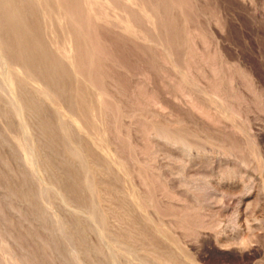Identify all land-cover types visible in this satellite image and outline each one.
<instances>
[{
	"label": "rangeland",
	"instance_id": "obj_1",
	"mask_svg": "<svg viewBox=\"0 0 264 264\" xmlns=\"http://www.w3.org/2000/svg\"><path fill=\"white\" fill-rule=\"evenodd\" d=\"M3 43L0 264H264V0H0Z\"/></svg>",
	"mask_w": 264,
	"mask_h": 264
},
{
	"label": "bare ground",
	"instance_id": "obj_2",
	"mask_svg": "<svg viewBox=\"0 0 264 264\" xmlns=\"http://www.w3.org/2000/svg\"><path fill=\"white\" fill-rule=\"evenodd\" d=\"M127 2V1H126ZM124 3V2H123ZM46 4V3H45ZM95 4V3H94ZM113 4V3H112ZM125 4V3H124ZM41 5V4H40ZM89 5V4H88ZM123 5V4H122ZM125 6H126V4H125ZM33 7V6H32ZM86 7V6H85ZM88 7V6H87ZM94 7V6H93ZM114 7V6H113ZM4 9V8H3ZM90 9V8H89ZM94 9V8H93ZM95 9H97V8H95ZM41 10V9H40ZM25 11V10H24ZM84 11H86V9L84 10ZM15 13H16V11H14ZM75 12V11H74ZM43 13V12H42ZM70 13V12H69ZM80 13V12H79ZM101 13V12H100ZM45 14V13H44ZM81 14V13H80ZM83 14V13H82ZM99 14V13H98ZM31 15V14H30ZM46 16V15H45ZM77 16H79V15H77ZM105 16V15H104ZM74 17V16H73ZM76 17V16H75ZM83 17V16H82ZM63 18H64V16H63ZM7 19V18H6ZM35 19V18H34ZM60 19V18H59ZM79 19V18H78ZM19 19L17 18V21H18ZM21 20V19H20ZM51 21V20H50ZM79 21V20H78ZM8 25V24H7ZM1 26H3V25H1ZM12 26V25H11ZM14 27V26H13ZM28 29V28H27ZM19 30V29H18ZM71 30V29H70ZM13 32V31H12ZM5 34V33H4ZM7 34V33H6ZM14 34V33H13ZM15 37L17 38V40H18V45L19 46H23V50H20V49H18V51L16 52V55H15V57H17V59H19V60H21L22 62H26L25 60V57H29V55H30V52H31V54H33V49L34 48H36L37 47V42H34L32 39H31V32H29V30H27V31H17V32H15ZM8 38V37H7ZM2 39V38H1ZM80 39V38H79ZM80 42H82V41H80ZM9 43V42H8ZM2 44V43H1ZM55 45V44H54ZM82 47V46H81ZM6 48H9V45H4V43H3V46H1L0 45V54H1V52L4 50V49H6ZM15 48H17V47H15ZM46 48V47H45ZM76 48V47H75ZM49 49V48H48ZM70 49V48H69ZM58 50V49H57ZM61 50V49H60ZM65 50V49H64ZM64 50L62 51V52H64ZM71 50V49H70ZM87 50V49H86ZM85 51V50H84ZM45 52V51H44ZM59 52V51H58ZM74 52V51H73ZM42 53V52H41ZM58 54V53H57ZM41 56H42V54H41ZM20 62V61H19ZM16 64V63H15ZM30 64V63H29ZM11 65V64H10ZM13 65V64H12ZM11 65V66H12ZM42 65V64H41ZM80 65V64H79ZM78 65V66H79ZM46 66V65H45ZM18 67V66H17ZM25 67H26V65H25ZM15 68V67H14ZM27 72H31L32 70L29 68V66L27 65ZM77 68V67H76ZM19 70V69H18ZM26 70V69H25ZM31 70V71H30ZM45 70H47V71H49V68L48 67H45ZM51 70H56L55 69V67H52L51 66ZM80 70V69H79ZM63 71V70H62ZM24 72V71H23ZM39 72V71H38ZM41 72V71H40ZM39 72V73H40ZM65 72V71H64ZM25 73V72H24ZM67 73V72H66ZM54 74V73H53ZM61 74H62V72H61ZM8 75V74H7ZM29 75V74H28ZM33 75V74H32ZM35 76V75H34ZM10 78H11V76H10ZM4 79H6V78H4ZM12 79V78H11ZM6 81V80H5ZM36 81H38V80H36ZM35 81H33V83H34ZM41 82V81H40ZM53 83V82H52ZM7 85V84H6ZM40 85V84H39ZM51 85V84H50ZM9 86H10V84H9ZM41 87V86H40ZM43 87V86H42ZM53 87V86H52ZM51 91V90H50ZM45 93V92H44ZM48 95V94H47ZM84 96V95H83ZM16 97V96H15ZM84 98V97H83ZM26 184V183H25ZM24 186H26V185H24ZM29 192V191H28ZM31 192V191H30ZM29 192V193H30ZM26 194V193H25ZM31 194V193H30ZM27 195V194H26ZM29 198H30V196H29Z\"/></svg>",
	"mask_w": 264,
	"mask_h": 264
}]
</instances>
